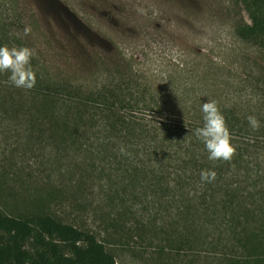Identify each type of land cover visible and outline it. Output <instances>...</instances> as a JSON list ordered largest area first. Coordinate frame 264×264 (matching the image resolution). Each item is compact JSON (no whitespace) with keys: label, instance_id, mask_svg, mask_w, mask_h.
Wrapping results in <instances>:
<instances>
[{"label":"rangeland","instance_id":"1","mask_svg":"<svg viewBox=\"0 0 264 264\" xmlns=\"http://www.w3.org/2000/svg\"><path fill=\"white\" fill-rule=\"evenodd\" d=\"M246 21L240 0H0V46L33 49L35 73L24 89L0 72V211L88 230L117 264H264V48L235 34ZM207 99L229 160L193 135Z\"/></svg>","mask_w":264,"mask_h":264},{"label":"trees","instance_id":"2","mask_svg":"<svg viewBox=\"0 0 264 264\" xmlns=\"http://www.w3.org/2000/svg\"><path fill=\"white\" fill-rule=\"evenodd\" d=\"M240 2L248 21L236 25L235 34L264 48V0ZM190 154L192 159L193 151ZM248 247L250 252L253 251V244ZM0 264L117 263L103 243L88 230L44 213L11 216L0 211Z\"/></svg>","mask_w":264,"mask_h":264},{"label":"clouds","instance_id":"3","mask_svg":"<svg viewBox=\"0 0 264 264\" xmlns=\"http://www.w3.org/2000/svg\"><path fill=\"white\" fill-rule=\"evenodd\" d=\"M29 29H24V34ZM34 50L26 47L0 46V72L8 71V79L17 88L31 89L35 84V73L30 64ZM203 125L195 129L193 135L200 140L208 153L209 160H229L234 153V146L230 143V132L225 124L224 117L218 109L215 100H208L201 104ZM253 130L259 127L254 116L247 118ZM123 148L121 152L123 153ZM202 181H211L215 177L213 171L201 174Z\"/></svg>","mask_w":264,"mask_h":264}]
</instances>
